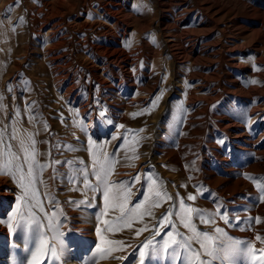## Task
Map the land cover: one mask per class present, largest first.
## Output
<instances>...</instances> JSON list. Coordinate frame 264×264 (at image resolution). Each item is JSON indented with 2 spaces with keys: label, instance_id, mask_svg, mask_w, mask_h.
I'll return each mask as SVG.
<instances>
[{
  "label": "rangeland",
  "instance_id": "obj_1",
  "mask_svg": "<svg viewBox=\"0 0 264 264\" xmlns=\"http://www.w3.org/2000/svg\"><path fill=\"white\" fill-rule=\"evenodd\" d=\"M108 1L124 3L116 18L128 22L129 36L120 47L137 52L136 61L124 55L113 61L90 48L110 40L105 31L120 28L95 13L98 3ZM51 9L62 18L42 23ZM59 18V47L53 50L45 33ZM92 24L102 26L85 28ZM0 39V135L20 154L12 136L32 134L37 159L45 165L36 170L35 184L44 211L32 212L44 225L52 213L60 221L62 235L56 239L46 227L42 231L50 244L62 248L61 259L49 255L42 264H139V249L148 240L159 252L146 250L145 264H188L190 254L182 246L162 249L168 232L179 233L178 242L191 236L178 219L182 200L205 214L208 223L195 213L192 222L216 246L240 242L227 258L203 259L258 264L247 249L257 256L264 250V0H0ZM106 66L110 73L102 72ZM94 67L97 79L89 71ZM115 81L122 90L111 87ZM90 148L119 161L111 181L130 189L129 207L144 204L152 216L130 228L107 230L100 219L103 188L83 187L81 169H87L93 186L97 183ZM134 154L139 158H126ZM149 177L171 197L161 199L158 208L152 207L154 196L145 199ZM22 195L11 176L0 175V264H31L30 205L21 209L20 227L9 219ZM190 195L196 199L188 200ZM167 212L174 228L159 224ZM118 215L110 210L102 219L111 223ZM101 235L124 242L103 247L123 250L100 259ZM191 246L203 252L199 244Z\"/></svg>",
  "mask_w": 264,
  "mask_h": 264
},
{
  "label": "snow or ice",
  "instance_id": "obj_2",
  "mask_svg": "<svg viewBox=\"0 0 264 264\" xmlns=\"http://www.w3.org/2000/svg\"><path fill=\"white\" fill-rule=\"evenodd\" d=\"M155 42V41H153ZM252 84L257 83V81H251ZM157 100L159 97L156 98ZM155 101H153V107H155ZM111 123V121H109ZM121 128L124 126L121 125ZM45 130H47V125H45ZM13 140H18V146L20 149V154L12 151V146L5 145L2 135H0V145H4L3 152H0V175H8L18 184V187L22 190L23 195L19 198L20 202L16 206V211L13 212L10 221H16V227L21 226V222L25 220L24 213L21 211L26 205L28 207V217L30 218V223H27L28 231L32 234L35 251L32 253L31 264H42L41 258L51 256L55 260H60L62 256V248L57 245L50 244L49 241L45 238L43 229L46 227L49 231L54 233L53 239H56L62 233L59 232L60 221L56 219V213L51 214V218L48 219L47 225L41 223L39 219L32 212V208H38L41 212L44 211L43 206L40 200L37 198V190L35 188L36 184V170L39 168L41 171L45 165H41L37 159L38 152L36 150V140L33 138L32 134H28L25 138H19L17 135L12 136ZM133 153H135V148H133ZM90 153L92 155V167H93V176L97 182L95 186L91 184L88 179L87 169H81L80 172L83 174V187L85 189H91L95 192L98 188H103V197H104V210L101 213V223L107 225V230L109 232H115L122 227H131L133 222L143 221L144 216H152L151 209H146L144 204H136L132 207H129V197L131 195L130 189H128L124 184L116 185L110 179L114 174L115 164L119 161L110 158L109 154L98 152H92L90 148ZM129 160H136L139 157L135 154L126 157ZM133 166V165H129ZM139 176L135 177V180L139 182ZM150 184L148 187L149 197H146V200H151L154 196L156 199L152 203L153 208H158L161 206L160 200H170L171 197H168L166 193H162L157 188V182L155 179L149 177ZM43 183V181H41ZM195 196H189L188 200L194 201ZM35 203H32V202ZM117 212L119 215L116 217L114 222H109L103 220L102 217L107 216L109 211ZM199 215L202 223H208L209 221L204 219V215L200 210L192 207H186L183 200L180 202V210L178 213V219L180 224L185 229H188L191 233V236L183 238L181 241H177L176 237L179 236V233L168 232V239L165 240L162 249L167 252L169 248L173 246H182L184 250L190 254L186 257L188 264H209L207 259L204 257H209L212 260L227 258L230 253L236 251L239 247L240 242H235L234 244H229L226 248H220L216 246L215 239L208 236L207 234L197 231L193 224V214ZM172 216L171 212L165 213L159 221L161 227L171 225L173 228L175 225L172 224L170 217ZM19 217V219H17ZM227 222V220H225ZM257 223L260 221L257 220ZM9 227H12V224L9 223ZM147 228H141L136 231V235L139 236L141 233L146 231ZM97 234H101V229L97 227ZM216 232L221 236L224 235L223 231L219 228L216 229ZM156 235H160V232L157 231ZM260 239V237H257ZM192 243L199 244V247L203 252L196 251L192 248ZM101 247L97 248V254L100 259L107 258L106 253L111 251H121L122 247L115 249L103 247V245H124L123 241H113L106 240L101 235ZM130 247V246H129ZM151 250L152 254L157 255L159 250L155 247L152 240L145 242L139 249V264H145V257L149 255V252L146 250ZM248 255L253 261L258 262V264H264V250L261 254L257 256L255 250L252 247L247 249ZM116 259H123V257H114Z\"/></svg>",
  "mask_w": 264,
  "mask_h": 264
},
{
  "label": "bare ground",
  "instance_id": "obj_3",
  "mask_svg": "<svg viewBox=\"0 0 264 264\" xmlns=\"http://www.w3.org/2000/svg\"><path fill=\"white\" fill-rule=\"evenodd\" d=\"M9 1V0H8ZM59 1V0H58ZM47 3H49L48 1H47ZM55 3V2H54ZM51 4V3H50ZM58 4H61V2L60 3H58ZM53 5V4H52ZM28 6V5H27ZM54 6V5H53ZM52 6V7H53ZM64 6V5H63ZM119 6L122 8V7H124V3H122V4H117V3H115V1L114 2H112V1H108V2H100V3H98L97 4V8H95V13H98V14H100V16L101 15H105L106 17H107V20H110V21H117L116 23H117V25L119 24V27L120 28H117L116 30H113V31H110L109 33H107L106 31H105V35L106 34H108V37H110V40L108 41H106V42H102L103 43V45H101V46H98V47H96V46H90V48H92L94 51L93 52H97L96 50H98V52H99V50H102L103 51V55H104V58L105 57H107V58H109L110 60H115V59H117V57H119V55H124L125 56V58H127L128 60H135V59H137V57H138V55L136 54V53H128V52H125V49L124 48H122V47H120V46H122V42H124L125 41V39L129 36V25H128V22H123L122 20H118V18H116V14L118 13V11H119ZM24 7V6H23ZM58 7V6H57ZM56 7V8H57ZM60 7V6H59ZM26 8V7H25ZM70 8V7H69ZM118 8V9H117ZM42 8H40V10H41ZM87 9V8H86ZM39 10V9H38ZM48 10V9H47ZM52 10V9H51ZM62 10V9H61ZM43 11V10H42ZM84 11V10H83ZM94 11V10H93ZM63 12V11H62ZM48 13V12H47ZM56 13H58V11H53L52 10V12L46 17V19L45 20H43V22L42 23H49L50 22V20L52 19V18H54L56 15H59V17L60 18H62V14L60 15L59 13L58 14H56ZM78 15V14H77ZM88 14H86V16H87ZM97 15V14H96ZM64 16V15H63ZM58 17V16H57ZM93 17V16H92ZM97 17H99V16H97ZM59 18V21H55V22H53L51 25H50V28H48V30H47V32L45 33V36H46V38H48L49 37V40L51 39V40H53V50L55 49V47L57 46V44L59 45V40H56L55 39V37H56V35L58 34V32L60 31V26L63 24V19H60ZM55 19V18H54ZM75 19V18H74ZM39 20V19H38ZM69 20V19H68ZM32 21H33V19H32ZM77 23H79V22H77ZM96 23V22H95ZM115 23V24H116ZM115 24H114V26H115ZM43 25V24H42ZM42 25L41 26H39V30H40V28L42 27ZM72 25V24H71ZM79 25V24H78ZM82 25V24H81ZM96 24H92V25H90V26H85V28L86 29H91L92 28V31H95V29L96 28H98V27H100V26H102L101 24L99 25V24H97L96 26H95ZM104 25V24H103ZM36 27V26H35ZM110 28V27H109ZM63 29V28H62ZM70 29H71V27H70ZM108 29V28H107ZM63 31V30H62ZM37 32V31H36ZM45 32V31H44ZM65 32V31H64ZM90 32V31H89ZM131 32V31H130ZM43 33V32H42ZM41 33V34H42ZM69 33V32H68ZM81 33V32H80ZM87 34V33H86ZM62 35V34H61ZM41 36V35H40ZM63 36V35H62ZM66 36V35H65ZM87 37V36H86ZM58 38V37H57ZM40 39V38H39ZM1 40V39H0ZM62 40V39H61ZM73 41V40H72ZM76 41V40H75ZM88 41V40H87ZM70 42V41H69ZM48 43V42H47ZM92 44V43H91ZM47 45H49V44H47ZM95 45V44H94ZM88 46V45H87ZM57 47H59V46H57ZM72 47V46H71ZM70 47V48H71ZM44 48H45V46H44ZM71 50V49H70ZM56 51H58V50H56ZM46 52V51H45ZM134 52V51H133ZM69 53V52H68ZM54 54V53H53ZM71 54H72V52H71ZM93 54V53H92ZM91 54V55H92ZM97 54V53H96ZM59 56H61V55H59ZM71 57V56H70ZM52 58V57H51ZM55 59V58H54ZM65 59V58H64ZM97 59H101L100 57H97ZM102 59H103V56H102ZM66 60V59H65ZM110 60H109V62H110ZM123 60V59H122ZM50 61H52V60H50ZM70 61V60H69ZM118 61V60H117ZM136 61V60H135ZM65 62V61H64ZM106 62V61H105ZM121 62V61H120ZM68 63V62H67ZM125 63V62H124ZM51 64V63H50ZM58 64V63H57ZM118 64V63H117ZM53 65V64H52ZM55 65V64H54ZM103 65V64H102ZM105 65H108V64H105ZM114 65V64H113ZM97 66H99V65H97ZM62 67V66H61ZM100 68V67H99ZM61 69V68H60ZM119 69V68H118ZM104 70L105 71H102L103 73H110L111 72V68L109 67V66H106L105 68H104ZM121 70V69H120ZM126 70V69H125ZM90 71V73H91V77H93V78H95V79H97L98 78V69L97 68H92V69H90L89 70ZM127 71H129L128 70V68H127ZM53 72V71H52ZM57 72V71H56ZM126 72V71H125ZM89 73V74H90ZM113 73V72H112ZM127 73V72H126ZM60 74V73H59ZM66 74V73H65ZM83 74V73H82ZM115 74V73H114ZM131 74V73H130ZM58 75V74H57ZM123 75V74H122ZM65 76V75H64ZM121 76V75H120ZM127 76V75H126ZM115 77V76H114ZM118 77V76H117ZM130 77V76H129ZM73 78V77H72ZM102 78V77H101ZM125 78V77H124ZM123 78V79H124ZM120 79V78H119ZM121 80V79H120ZM72 81V80H71ZM98 82H100V83H102V84H105L106 82L105 81H101L100 79H98ZM97 82V83H98ZM73 83V82H72ZM99 83V84H100ZM132 83V82H131ZM107 84V83H106ZM110 84V83H109ZM129 84V83H128ZM71 86H73V85H71L70 84V87ZM130 86V85H129ZM134 86V85H133ZM69 87V86H68ZM100 87H102V86H100ZM107 87V86H106ZM111 87H113V89H115V90H122L123 89V86L119 83V82H114L113 83V85L111 86ZM134 87H136V86H134ZM72 88V87H71ZM71 88H68V89H71ZM90 88V87H89ZM65 90H67V88L65 89ZM67 91H69V90H67ZM71 91V90H70ZM66 93V92H65ZM68 93V92H67ZM69 94V93H68ZM76 94V93H75ZM67 96V95H66ZM75 96V95H74ZM73 96V97H74ZM126 96V95H125ZM82 100V99H81ZM88 100V99H87ZM83 101V100H82ZM107 100H105V102H106ZM109 101V100H108ZM127 101V100H126ZM73 102V101H72ZM88 102V101H87ZM132 102V101H131ZM76 103V102H75ZM90 103V102H89ZM107 104V103H106ZM132 104V103H131ZM86 105V104H85ZM88 105V104H87ZM117 106V105H116ZM128 106H130L129 104H128ZM84 108V107H83ZM85 109H86V107H85ZM84 109V110H85ZM83 111V110H82ZM86 112V111H85ZM84 113V112H83ZM93 114V113H92ZM91 114V115H92ZM91 117V116H90ZM89 117V118H90ZM90 120V119H89ZM92 121V120H91ZM18 141V140H17ZM12 143V142H11ZM5 193V192H4ZM3 200V199H2ZM68 223V222H67ZM1 224V223H0ZM1 227V226H0Z\"/></svg>",
  "mask_w": 264,
  "mask_h": 264
}]
</instances>
